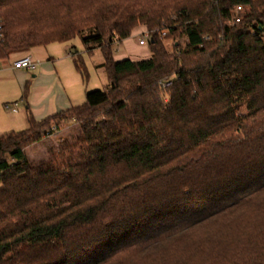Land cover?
<instances>
[{
  "label": "trees",
  "instance_id": "1",
  "mask_svg": "<svg viewBox=\"0 0 264 264\" xmlns=\"http://www.w3.org/2000/svg\"><path fill=\"white\" fill-rule=\"evenodd\" d=\"M76 38L107 89L0 135V264H264V0H0V64Z\"/></svg>",
  "mask_w": 264,
  "mask_h": 264
},
{
  "label": "crops",
  "instance_id": "2",
  "mask_svg": "<svg viewBox=\"0 0 264 264\" xmlns=\"http://www.w3.org/2000/svg\"><path fill=\"white\" fill-rule=\"evenodd\" d=\"M144 28L137 29L133 36L120 43H116L115 47H121L122 45H126L130 43V40L134 36H139L145 33ZM51 46L49 45L46 48H37L33 49L29 54L34 58L35 62H37L38 66L34 72H30L27 70H15L12 68V63L21 56H14L11 60L1 63V67L8 68L10 70L9 76L6 78L2 73H0V84H2V90H6V95L12 96L6 100H15L20 98L21 94L22 97L20 98L21 101L25 104L26 110L21 112L19 110L20 104L18 101L6 102L4 105L7 104H18L17 110L15 112L8 110L9 114H6V119H4V125L2 130H5V133L10 131H22L29 128V113L33 116L36 121H40L44 118L52 116L56 113H60L62 111L68 110L72 106H79V105H72L71 98L76 95V102H81L83 91L82 88L79 87V80L77 75L82 77L76 70L74 65L73 74H68V80L71 83L72 90L74 89L73 93H69L68 87H66L65 83L63 82V78H61V73L59 69V63L61 60H68L69 55H64L61 57H56L50 52ZM97 62H104L103 54L100 50H97ZM115 51V49H114ZM129 54H117L115 51V60H123L126 58H130L132 60H141L137 59L136 56H132ZM39 58V59H37ZM146 59V58H145ZM0 67V68H1ZM68 67V66H67ZM88 70V69H87ZM70 71V67L68 69ZM75 73V74H74ZM99 74L102 80H104L105 85L107 86V75L104 68H99ZM30 75H33L32 78L35 79L34 82H29L28 79ZM10 77H13L17 84V90L14 93V83L10 80ZM83 79V77H82ZM49 82V83H48ZM55 85V86H54ZM29 88V93L27 98L25 99L24 90L25 88ZM81 89V91H80ZM50 90V92H49ZM52 92V94H51ZM51 94V97H49ZM79 104V103H75ZM4 134V133H3Z\"/></svg>",
  "mask_w": 264,
  "mask_h": 264
},
{
  "label": "rangeland",
  "instance_id": "3",
  "mask_svg": "<svg viewBox=\"0 0 264 264\" xmlns=\"http://www.w3.org/2000/svg\"><path fill=\"white\" fill-rule=\"evenodd\" d=\"M146 38H147V33H145V35L134 36L130 40V43L127 44V46L122 45L120 48L115 47L114 49L116 53L120 55L131 53L130 55H132L133 57L136 56L137 59L148 58L150 56L148 44L146 43L144 46L140 45L141 40H145V42H147ZM50 46H51L50 52L56 57L69 55L68 60L70 61L61 60L59 63L61 78H63V82L65 83L66 87H68L69 93L74 92V89L72 90L71 83L68 80V74L69 73L71 74L74 70V62H73L74 57L79 54L88 69V77L86 80L82 79V77L77 75V78L79 80V87L82 88L83 95L81 102H76V95L74 92V95L71 98V102L73 103L72 105H82L83 103H85L86 94L89 92L107 89L108 81L106 86L104 80L101 79L99 74V66L101 65V62H97L96 60L98 54L97 50H93L92 52L88 51L86 45L83 43L81 38H76L68 43H64V44L56 43ZM167 47L169 48V50H171V41L167 42ZM69 67H70V71H68ZM0 73H2L6 78H8L9 76L7 75L10 74V70L8 68L1 67ZM32 76L33 75H30V78L28 79L29 82L35 81V79H33ZM10 80H12L14 83V87H15L14 93H15V91L17 90V86H16L17 82L13 77H10ZM51 94H49V97H51ZM11 97L12 96L10 95H6V90L5 91L4 89L2 90V84H0V135L5 133V130H2L4 125L3 121L4 119H6V114H9L8 112H10L5 108L4 103L6 102L8 103L9 101L14 103L15 101H18L20 104L19 110L21 112L23 110L25 112L26 110L25 104L20 99L22 97V94L18 99L6 100ZM75 103H79V104H75ZM60 125H61L60 130L55 134H53V136L45 139L40 143L34 144L26 149V155L32 163L36 165H40L41 163L46 162L50 158V151L52 149H59L60 145L63 142L72 141L78 138L80 134V126L77 123L61 122ZM0 189H2L1 183H0Z\"/></svg>",
  "mask_w": 264,
  "mask_h": 264
},
{
  "label": "built area",
  "instance_id": "4",
  "mask_svg": "<svg viewBox=\"0 0 264 264\" xmlns=\"http://www.w3.org/2000/svg\"><path fill=\"white\" fill-rule=\"evenodd\" d=\"M140 45H145V40L140 41ZM1 65V64H0ZM37 62H35L34 58L30 54H26L24 56L19 57L12 63V68L15 70H27L30 72H34L37 69ZM1 67V66H0ZM18 104H7L5 108L7 110H11L15 112L17 110Z\"/></svg>",
  "mask_w": 264,
  "mask_h": 264
}]
</instances>
